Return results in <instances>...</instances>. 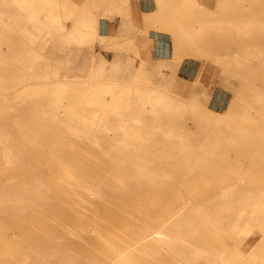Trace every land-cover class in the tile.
Returning a JSON list of instances; mask_svg holds the SVG:
<instances>
[{
	"label": "bare ground",
	"instance_id": "6f19581e",
	"mask_svg": "<svg viewBox=\"0 0 264 264\" xmlns=\"http://www.w3.org/2000/svg\"><path fill=\"white\" fill-rule=\"evenodd\" d=\"M98 2L102 13L87 11L69 30L60 22L64 2L0 0V264H264V247L253 245L264 232V107L252 112L263 97L243 113L230 108L250 124L215 121L196 111L195 87L183 99L159 86L131 94L104 82L108 71L132 76L134 65L120 56L96 69L86 57L75 68L67 57L49 60L45 54L79 58L81 44L102 38L99 21L107 26L121 3ZM222 3L165 5L159 29L176 34L186 55H207L227 74V58L239 55L237 71L264 83V9L224 27L208 9ZM203 12L206 24L198 20ZM130 23L120 24L119 37ZM116 39L107 31L102 42ZM232 40L245 49L225 50ZM141 47L145 39L142 55ZM71 76L91 80L63 79ZM171 76L157 85L168 89ZM226 235L257 238L226 251L219 246Z\"/></svg>",
	"mask_w": 264,
	"mask_h": 264
},
{
	"label": "rangeland",
	"instance_id": "374dc122",
	"mask_svg": "<svg viewBox=\"0 0 264 264\" xmlns=\"http://www.w3.org/2000/svg\"><path fill=\"white\" fill-rule=\"evenodd\" d=\"M56 1L66 3L65 8L67 7L69 9H65V11L62 6H59L60 14L63 17L60 22L68 26L69 30H73L74 27L81 22L83 16L88 14L87 11L89 12L90 10L93 14L97 12L102 13L105 6V4L99 5V2L98 4H94L93 2L95 0ZM178 1L179 0H169L170 5H168L163 4V0H119L121 4L118 6V11L114 19L106 20V25L108 24L107 26H109L108 35L117 38L112 46H107L102 42L107 33L103 31L105 21L100 20L98 29L102 38L95 36L90 39V44H81V54L83 53V55L78 56L79 58H76L73 54L62 56L61 54L52 55V53H49L45 55L49 60H51V58L67 57L69 61L66 65L70 68H75L79 60L81 59L83 61L86 57L90 60L92 69L94 67L97 68L101 64L112 66L113 63H115L116 56H120L123 58V64L126 63V65H130L131 63L135 68H128L132 73L131 77L126 74H123V76L116 75V77H109L111 72H105L102 80L110 84L118 83L114 88H130L132 90L131 94H134L133 91L135 89L149 91L159 86L158 88L162 90L163 93L176 94L180 96V98L185 99L193 95L192 90L195 87L200 90L197 92L198 95H196L198 102L196 111L201 113L205 112L211 120L215 121L222 119L228 122L238 121L243 125L250 124V121L246 123L241 121V117L238 115L233 116L235 119L231 117L232 114H229L230 108H234V111L237 113H243L250 100L255 99V97H263L259 107L252 110V112H259L264 107V83L258 76L250 78L246 70L245 72L243 69H240V72L237 71L236 66L239 64V61L236 62V64L232 59L239 58V55H233L227 58L230 59L227 65H229L231 70L228 74L225 72L222 65L211 60L207 55H204L205 57L186 55L185 53L190 51L189 47L184 46V48L179 44L180 48L176 43L179 41L176 34H173V32L169 30L159 29L161 24L163 27L165 25L162 23L163 20L161 19L163 15L159 13L166 10L167 5L168 9H170V6L171 8L174 6L177 7ZM216 2L223 3L220 6H214L212 9H208L214 11V15L212 16L220 19L221 21L218 25L224 27L233 25L234 23L230 22V20L235 17L241 18L250 14L251 12L249 11L251 10L264 9V6L260 4L264 3V0H216ZM252 3L255 5H252ZM55 4L56 2L53 3V6H55ZM257 4H260V6ZM47 6L48 5L43 4L41 7L47 9ZM190 15L192 17V14ZM164 17L165 15L163 18ZM208 17V13L203 12L199 15L198 20L206 24V18ZM123 21H130L131 25H128V29L123 33H126V36L119 37L118 33L121 31L120 24L122 25ZM144 39L147 41L148 48L141 47V55L138 51V45L139 42ZM176 47L177 49L180 48L181 53L184 52L183 55L179 53L181 60L177 63L174 59ZM245 47L246 46H236L235 41L232 40L231 43L223 48L225 50H244ZM47 50L50 52L49 49H46L44 53H47ZM147 55H150L154 65L149 62L148 57H146ZM118 60L117 58V61ZM106 61L108 62L106 63ZM170 64L171 66L168 67ZM242 66L243 64H240L239 68H243ZM167 72L172 74L170 77V87L168 89L160 84L157 85L158 82L161 81L162 76L165 77L167 75ZM237 74H239V76H236ZM63 79L73 82H90L91 80L85 76L82 78L71 76ZM194 120L195 119H189L186 123L187 128L192 133L196 132L198 129ZM252 126L257 127L258 124L254 123ZM213 127L214 125H209L210 130L213 129ZM239 151L240 150L233 152V162L239 161V154L243 153ZM234 167L237 168L236 166ZM13 235L14 234H11V237H16L15 239L18 238L16 235ZM259 236L258 240H254L253 242L252 240L257 238L254 235H226L219 243V246L226 251H235L236 249H243L246 244H251L253 242V245H255L257 249L263 248L264 232Z\"/></svg>",
	"mask_w": 264,
	"mask_h": 264
},
{
	"label": "crops",
	"instance_id": "0c3cea01",
	"mask_svg": "<svg viewBox=\"0 0 264 264\" xmlns=\"http://www.w3.org/2000/svg\"><path fill=\"white\" fill-rule=\"evenodd\" d=\"M107 25H108V24H107ZM103 29H104L103 31H104L105 33H107V31H108V29H109V26H105Z\"/></svg>",
	"mask_w": 264,
	"mask_h": 264
}]
</instances>
